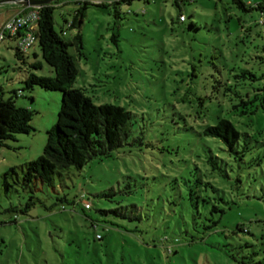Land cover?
I'll return each instance as SVG.
<instances>
[{"label":"rangeland","instance_id":"374dc122","mask_svg":"<svg viewBox=\"0 0 264 264\" xmlns=\"http://www.w3.org/2000/svg\"><path fill=\"white\" fill-rule=\"evenodd\" d=\"M116 1L53 2L54 29L60 33L62 26L66 38L81 33L83 55L70 49L79 69L75 87L84 88L95 105L113 104L131 113L129 144L108 159L94 160L80 171L56 178L51 188L39 185L37 202L26 215L4 212L10 206L22 208L27 194L11 192L7 196L2 175L42 154L46 132L56 123L61 94L40 88L22 91L26 70L20 69L14 57V42L0 43L1 98L7 100L16 91L15 104L35 112L32 134H19L0 144V264H238L220 251L225 243L242 244L245 251L258 253L254 260L264 262V165L262 170L241 173L243 186L238 192L227 179L211 176L205 168L208 147L219 159L227 162L230 158L218 142L200 134L204 125L216 123L212 120L216 116L230 119L240 131L260 129L254 123L248 127L250 120H235L230 97L222 96V87H212L217 80L232 82L244 72L259 79L245 82L252 85L249 91L264 86V16L253 9L261 0H241L246 10L232 0H185L180 9L172 0H133L106 9L93 5ZM84 2L90 4L79 30L68 29L64 19L70 22ZM16 6L11 0H0V14ZM180 14L185 16L183 23L178 21ZM190 23L194 29H189ZM34 51L42 68L33 72L52 76L37 45L28 53ZM201 174L221 188L227 200L235 202L221 217L217 233L207 236L202 227L199 232L193 229L192 207L185 201L188 189L184 181ZM229 175L233 180L235 174ZM111 188L117 193L111 200H121L123 205L136 203L147 210L144 214L149 219L139 224L141 233L133 236L120 233L123 222L108 219L118 228L109 237L97 228L96 234L104 240L95 242V231L89 228L81 205L71 202H79L82 195L90 199L93 208L85 213L99 220L97 209L115 203L95 196ZM58 198L67 201L61 204ZM238 224L250 234L225 238ZM174 232L180 236L178 242H174ZM164 234L168 240L162 243L159 239ZM191 234L195 238L192 243ZM152 241L156 247L145 244ZM244 243L253 247L247 249ZM103 244H108L112 253L101 250ZM167 247L176 253L169 254Z\"/></svg>","mask_w":264,"mask_h":264},{"label":"trees","instance_id":"16d2710c","mask_svg":"<svg viewBox=\"0 0 264 264\" xmlns=\"http://www.w3.org/2000/svg\"><path fill=\"white\" fill-rule=\"evenodd\" d=\"M131 1L133 0H118L108 5L104 3L93 5L106 9L110 5L115 6L121 3L129 5ZM232 1L238 8L246 10L245 4L241 0ZM172 2L178 9L185 3L178 0H172ZM194 2L195 0L190 3ZM89 4L88 2L82 3L81 7L75 10L70 22L64 19L68 29L79 30L85 16V9ZM54 9L53 3L38 8L39 20L35 32L36 45L40 51L41 59L51 68L52 76H39L33 72L42 68L41 61L37 60L38 54L35 51L30 54L21 52L14 47V57L20 69L26 70V76L22 82L24 85L22 91L31 92L34 88H40L48 92H58L61 94V101L56 123L46 132L47 138L42 154L36 159L23 164L19 169L16 167L8 168L2 175L1 184L7 196L11 192L17 193V195L20 192L27 194L24 206L22 208L10 206L4 211L8 214L26 215L28 210L37 202L35 193L39 189V185L43 189L51 188L54 186L56 178L60 179L74 170L80 171L94 160L108 159L114 151L129 144L131 113L123 107L113 104L95 105L91 98L86 95L84 88L75 87L79 69L77 58L70 53V49L73 48L78 56L83 55L81 52L83 49L82 35L77 31L71 38H66V31L62 29V26H60V33H58L54 29ZM253 9L260 11L261 15L264 16V0L253 5ZM114 10V15L119 18L118 11L116 8ZM181 16L184 20L180 21L178 19L179 23L185 22V16L180 14L178 17ZM194 27L190 23L189 29H194ZM30 57L33 59L31 62ZM1 70L0 68V73ZM262 79H264V76H262ZM256 80L259 79L254 74L244 72L241 77L234 76L232 82L227 78L222 80V83L217 80L212 88L222 87V96L230 97V102H232L230 113L233 118H237L235 120H250L251 124L248 127L253 123L257 124L260 128L258 131H240L230 119L216 116L212 118V120H216V123L204 125L200 133L203 137L218 142L230 158L225 162L215 156L211 148L208 147V153L204 160L205 168L211 172H209L211 176L216 174L220 178L227 179V182L232 183L233 189L238 190V192L243 186V175L241 173L246 170H255V168L262 170L264 165V86L249 91L247 88L252 85L245 83L246 81L254 82ZM12 93L13 96L3 100L0 86L1 145L7 140H14L16 135H30L35 131L31 125L35 112L17 106L14 99L18 94L16 91ZM201 106L203 107V105ZM195 170L198 173L200 172L198 167H195ZM229 173L235 174L233 180ZM184 184L188 189V193H185V201H188L186 206L189 209L190 206L192 207L190 212L193 217V229L198 231V227H202V233L205 236L217 233L216 227L221 221V217L231 206L235 205V202L227 200L221 188L211 180L205 181L202 174L195 180L184 181ZM18 189L20 190L18 191ZM124 194L130 195L131 192H125ZM116 195L117 193L111 188L95 196V198L101 200H109V203H115L114 207L97 209L101 218L99 220H92L85 213L93 208L90 199L85 198L91 203L89 210L83 208L81 197L79 202L77 200L71 202L73 205H81L80 211L85 220L89 221V228L95 231L93 237L95 242L104 240V237L96 234L97 228L104 230L107 237L112 234L114 228H118V225L108 219L123 222L122 225H119L123 228L120 233H126L124 235L129 236L141 233L139 224L149 219V215L144 214L147 210L139 207L138 204L130 202L123 205L121 200H111ZM66 201V198L57 199V202L61 204ZM144 206L146 207V205ZM64 210L65 208L62 206L60 211L63 212ZM174 212L177 211L174 210ZM180 216L182 215L180 214ZM12 221L15 222V218ZM130 224L133 226L130 227ZM128 225L131 229L128 228ZM239 233L250 234L246 228L238 224L225 238L231 237L233 239ZM121 234L120 237H125ZM175 234L177 233L174 232L173 235L175 236ZM185 234L189 235L186 231ZM178 238H180L179 235L175 236L174 242H178ZM189 238L191 239L190 243L195 239L193 234ZM159 240L162 243L167 242L168 236L164 234ZM129 242L133 245L137 243L131 239H129ZM154 242H146L145 244L148 247H156ZM244 244L247 249L253 247L251 243ZM100 246L101 250L106 253H112L108 244ZM166 249L169 254L176 253V250H172V248L167 247ZM95 250L97 253L99 248L96 247ZM220 251L238 264H264L263 260H254V256L258 253L245 251L242 244L225 243ZM246 260L248 261L246 262ZM130 261L131 263L135 262L134 260Z\"/></svg>","mask_w":264,"mask_h":264},{"label":"built area","instance_id":"2783aa9c","mask_svg":"<svg viewBox=\"0 0 264 264\" xmlns=\"http://www.w3.org/2000/svg\"><path fill=\"white\" fill-rule=\"evenodd\" d=\"M185 1V0H178ZM193 0H190L192 2ZM39 7L24 8L21 12L10 17L0 27V43L5 40L14 42L15 47L21 52H29L37 43L35 35L39 20ZM180 21L184 18L181 16ZM81 204L85 210L91 208V203L81 196ZM99 238V236H97Z\"/></svg>","mask_w":264,"mask_h":264},{"label":"water","instance_id":"95a60500","mask_svg":"<svg viewBox=\"0 0 264 264\" xmlns=\"http://www.w3.org/2000/svg\"><path fill=\"white\" fill-rule=\"evenodd\" d=\"M13 3L18 4L22 8L40 7L44 5H51L58 0H11Z\"/></svg>","mask_w":264,"mask_h":264},{"label":"crops","instance_id":"0c3cea01","mask_svg":"<svg viewBox=\"0 0 264 264\" xmlns=\"http://www.w3.org/2000/svg\"><path fill=\"white\" fill-rule=\"evenodd\" d=\"M24 8L16 6L14 8L11 9V11L7 14H0V27L2 25V23L6 20L9 19L10 17L16 15L17 13L21 12Z\"/></svg>","mask_w":264,"mask_h":264}]
</instances>
